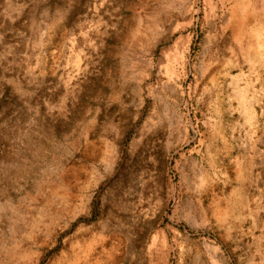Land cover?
<instances>
[{
    "label": "rangeland",
    "instance_id": "rangeland-1",
    "mask_svg": "<svg viewBox=\"0 0 264 264\" xmlns=\"http://www.w3.org/2000/svg\"><path fill=\"white\" fill-rule=\"evenodd\" d=\"M0 264H264V0H0Z\"/></svg>",
    "mask_w": 264,
    "mask_h": 264
}]
</instances>
